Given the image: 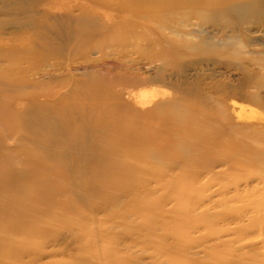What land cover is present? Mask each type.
Segmentation results:
<instances>
[{
  "label": "rangeland",
  "instance_id": "1",
  "mask_svg": "<svg viewBox=\"0 0 264 264\" xmlns=\"http://www.w3.org/2000/svg\"><path fill=\"white\" fill-rule=\"evenodd\" d=\"M160 1L0 0V22L6 23L0 27V81L8 79L17 82L13 84L15 88L27 87L22 94L51 93L57 99L72 98L79 91L98 94L113 102L116 93L131 91L147 99L144 102L148 104H135L140 112L151 111L161 101L184 98L195 101L208 112L221 110L227 114L228 125L232 127L255 125L258 130L264 129L259 120L264 118V0H199L200 5L185 6L173 14L155 10ZM138 11L140 14L136 15ZM85 13L94 17L101 27L88 42L75 38L72 33L77 26L76 18ZM161 26L167 29L163 31V38L174 41L173 46L165 41L161 45L156 42ZM61 29L73 42L61 55L49 54L51 50L44 40L47 30L53 33ZM118 37L124 42H116ZM77 44L83 45L84 50L76 48ZM9 96L13 95L2 94L1 98L6 101ZM79 97L82 96L75 95L74 100L65 102L62 111L71 114L74 107L89 110L82 106L84 100ZM19 102L13 105L14 111L25 113L27 102ZM8 109L0 107L4 113ZM239 110L245 114L241 116ZM236 115L241 119L238 120ZM256 115H259L258 119ZM244 116L248 120H242ZM131 122L130 119L127 121L129 125ZM19 126L14 117L0 120V131L13 130L14 135L5 145L14 156L21 158L18 166L31 167L28 163L32 157L27 155L28 152L23 157L19 152L20 148L32 150L29 140L22 136L23 126ZM99 137L91 139L89 144L100 145ZM126 144L120 140L106 145L123 148ZM154 144L153 149L156 145L161 146ZM173 144L174 150L170 154L180 164L182 150L188 143L184 138H178ZM128 146L132 151H140L139 141ZM191 158L194 162L203 160L199 153ZM218 162L214 171L217 175L199 177L196 186L169 188L152 182L153 198L164 199L166 212L173 213L179 203L183 210L192 212L195 209L193 213L214 220V235H209L204 227L184 235L185 243L192 241L185 251L188 259L208 264L216 256L215 245L221 242L230 254L256 251L264 261V228L240 231V227L249 225L255 203L264 200L263 178L257 169L238 165L236 159ZM120 165L128 170L133 168L129 161ZM57 170H53L52 175L61 176L58 186L69 191L71 179ZM177 170L189 171L187 167ZM137 177L140 179L139 175ZM108 182L113 186L121 185L117 176ZM71 191L54 202L49 212L24 213L22 210L31 204H17L19 209L25 206L21 212L0 215V235H14L17 242L23 241L33 250L39 248L58 254L44 264H82V253L91 260L94 255L105 252L126 259L121 264H170L169 255L160 253L147 242L145 232L133 231L140 229L142 222L141 206L134 199L136 194L140 196L139 190L136 193L131 187H120L119 191L116 189L113 202L99 195L87 196L84 189L73 188ZM50 195L49 191L31 193L40 203L49 200ZM60 203L74 208L68 209V214L66 211L61 214L57 209ZM234 210L241 213L239 218L225 215L226 211ZM151 214V211H145V215ZM74 222L81 227V239L76 238V230L70 226ZM162 222H166L162 217L156 221L159 226L155 233L163 235L166 246L176 247L175 237L164 235Z\"/></svg>",
  "mask_w": 264,
  "mask_h": 264
},
{
  "label": "bare ground",
  "instance_id": "2",
  "mask_svg": "<svg viewBox=\"0 0 264 264\" xmlns=\"http://www.w3.org/2000/svg\"><path fill=\"white\" fill-rule=\"evenodd\" d=\"M198 5H200L199 0L189 2L187 0H162L157 3L155 10L173 14L185 6ZM135 14L140 13L138 11ZM93 18L86 13L76 18L77 26L72 32L75 38L88 42L96 35L95 31L101 27L99 22ZM5 25L6 23L0 22V27ZM19 25L25 29L24 25ZM165 30L167 29L161 26L157 31L159 39L156 42L159 45L165 41L162 35ZM44 40L46 47L51 50L49 54L57 55L64 53L65 49L73 42L62 29L53 33L47 30ZM116 40V42H124L119 37ZM165 42L169 46L175 44L174 41ZM77 47L84 50L83 45L77 44ZM2 80L0 81V107H8L9 113L0 111V120L14 117V120L16 119L19 123V127L23 126L21 128L22 136L29 140L32 150L20 148L19 152L23 157L28 152L27 155L31 156L32 158H30L33 160L30 159L28 163L31 167H19L18 163L22 161H20L21 158L14 156L5 145L14 135L13 130L7 128L0 131L1 216L21 212L25 206L19 209V203L25 202L31 205L22 210L24 213L49 212L52 210L51 205L58 202L65 192H72L73 188L84 189L87 196L99 195L109 202H113L116 189L119 191L120 187H131L136 193L138 190L140 191V196L136 194L134 199L141 206L140 218L142 219L140 229L137 228L136 231H133L141 232V234L145 232L144 236H147V242L153 244L160 253L165 252L169 255L170 264H204L202 261L187 258L188 255L185 254V251L192 241L189 240L188 243H185L183 238L184 235H190L202 227L209 235H214L216 233L214 220L207 216L204 217V214L193 213L195 209H192V212L189 209L183 210L179 203L173 213L166 212L163 207L164 199L153 198L154 192L151 190V183L154 182L159 187L169 186V188L179 185L189 188L190 184L196 186L199 177L216 176L217 174H214L217 168L216 162H221L226 158L236 159L238 165L257 169L256 171L261 174L264 181V146L261 145L264 144V129L258 130L255 125L232 127V125H228L230 121L227 114L219 109L217 112H208L194 103L195 101L177 97L155 104L151 111L140 112L135 104L145 105L147 102L144 101L147 99L144 95V97L138 96L131 91L116 93L113 102L110 98H103L98 94L91 95L79 91L73 94L72 98L57 99L56 95H51V93L22 94L28 90L27 87L15 88L13 84L16 81ZM7 93L13 96H9L10 98L5 101L1 95ZM75 95L82 96L79 97L84 100L82 106L89 107V110L86 108L82 111L81 107H74V114L63 112L65 102L72 100ZM85 97L87 98L84 99ZM19 101L27 102L25 113L14 111L13 105ZM234 104L236 103L234 102ZM234 107H232L233 110ZM240 110L239 113L242 112ZM62 112L63 114H61ZM243 114L245 113L242 112L241 116ZM251 114L250 116H252ZM247 115L249 116L248 113ZM236 116L238 118V115ZM257 116L259 118V115H256V119H258ZM239 118L241 119V117ZM239 118L238 120H240ZM244 118L245 116L242 117V120ZM129 119L132 121L130 125L127 123ZM246 119L248 120L247 117ZM259 120L260 124L264 125V118ZM96 136H100L101 144L90 145L89 141H92L91 139ZM178 138H184L188 143V146L182 150L183 156L180 164L176 162L178 159L170 154L174 150L173 143ZM120 140L127 143L123 148L106 145L118 143ZM138 141L140 142V151H132L128 145L138 143ZM154 143H159L161 146L156 145L157 147L155 146L153 149ZM37 152H44L40 154L44 157L38 155ZM33 153L38 156L35 157ZM198 153L203 156L202 162H194L191 158V155ZM124 161L132 163L133 168L128 170L120 165ZM180 167H187L189 171L177 172ZM53 170L66 173V178L71 179V182L68 180L71 186L69 191L58 186L61 176L52 175ZM137 175L140 176V179ZM113 176L120 178L121 185L109 184L108 179ZM38 178L39 181L35 182L34 180ZM33 191H49L51 192L50 199L43 203L37 202L36 198L31 196ZM142 191L147 194L142 195ZM72 208L74 207L66 203H60L57 206L58 212L61 214L65 211V214H68V209L72 210ZM145 211H151L153 214L145 215ZM240 214L239 210L225 212V215H235L237 218ZM161 217L162 220H166V222L160 223L164 235H173L177 248L166 246L163 235L158 236L155 233V229L159 226L156 221ZM249 221L247 227H240L242 233L247 228H264V200L255 203L253 215ZM70 226L76 230V238H83L81 227L75 222ZM17 239L14 235H0V264H44V261L58 255L55 252H47L39 248L33 250L30 246L24 245L23 241L17 242ZM147 242L145 243L148 245ZM226 247L223 243L218 242L214 247L216 256L208 264H264L256 251L233 255L228 253ZM94 257V259L88 260L85 253H82L79 258L82 259V264H121L126 262L123 257L110 252L99 253ZM215 258L219 259L215 260Z\"/></svg>",
  "mask_w": 264,
  "mask_h": 264
}]
</instances>
